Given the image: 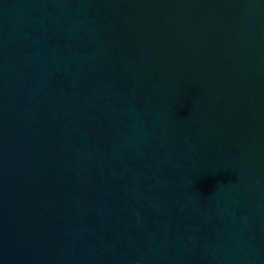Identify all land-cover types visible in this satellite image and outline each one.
<instances>
[{"label":"water","instance_id":"95a60500","mask_svg":"<svg viewBox=\"0 0 264 264\" xmlns=\"http://www.w3.org/2000/svg\"><path fill=\"white\" fill-rule=\"evenodd\" d=\"M0 264H264V0H0Z\"/></svg>","mask_w":264,"mask_h":264}]
</instances>
